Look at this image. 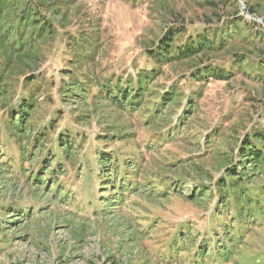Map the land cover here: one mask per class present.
<instances>
[{
    "label": "rangeland",
    "instance_id": "rangeland-1",
    "mask_svg": "<svg viewBox=\"0 0 264 264\" xmlns=\"http://www.w3.org/2000/svg\"><path fill=\"white\" fill-rule=\"evenodd\" d=\"M241 1L3 6L0 264H264V0ZM26 4L51 27L32 45L23 26L30 45L18 51L11 32ZM167 37L171 55L190 37L213 43L158 62L149 53ZM143 69L158 76L137 110L107 100L99 84L125 87ZM24 99L35 106L25 132L9 114Z\"/></svg>",
    "mask_w": 264,
    "mask_h": 264
},
{
    "label": "trees",
    "instance_id": "trees-1",
    "mask_svg": "<svg viewBox=\"0 0 264 264\" xmlns=\"http://www.w3.org/2000/svg\"><path fill=\"white\" fill-rule=\"evenodd\" d=\"M245 1L247 2V0H245ZM11 3H16V0H0V12L2 11L3 6H10ZM4 10H6V9H3V11ZM246 10L251 14L255 13V12H253L252 7L249 10L248 9H246ZM31 18H32V20H31ZM15 22H17V25H16L15 29L12 28L11 37H14L15 34H17L14 39L16 40V49H18V51L25 49L24 45H30V42H24L21 39L20 34H21L22 29H23V26L27 27L28 29H29V27H32V30H31L30 36H29L34 41L32 45H35V43H37L42 38V36L44 34L50 32L51 23L47 20V18L45 17V14H38V12H36V11H31L28 4H26L24 6V8L17 14V18L15 19ZM252 31L253 32H252L251 36H255L259 40L262 39L263 35L260 32L255 31L254 29ZM9 33H10V30H9ZM170 41L172 42V39L170 37H167L166 40H162L161 45L159 46V49H161V51H158L157 53H154L152 51L149 53L150 56L154 57L158 62H163L166 59L169 60V62H170V61H174V60H178V59H182V58H190V57H193L195 55L202 53V51L204 49L210 48L211 47L210 44L213 43L212 39L209 42L205 37L200 38V40H193L192 37H190L188 44L183 45L181 47H178L176 50V53L171 55ZM238 61H239V63L243 62V61L240 62V60H238ZM207 74L210 76H214V78H216L218 80H221V79H228L232 75V72L227 71V73H226L222 69L221 70L220 69L215 70V69L210 68V71H207ZM2 75L3 74L1 73L0 78L2 77ZM157 76H158V74L154 73L153 69H151V70L143 69V70L138 72V78H137L136 82L134 83V80H132V82H131L132 84H128L125 87H122L118 84H114V87H113V86H111L110 83H105V82H103V84L101 83L99 85L103 86L104 96H106L108 101L111 100L112 102L117 104L119 107H122V109L124 107H126V104H123L121 106L120 104H118V102L119 103H120V101H122L124 103L127 102L128 105L132 109L137 110L138 109L137 106L139 105V103H142V100L146 96L147 85L149 84V82H151V81L153 82ZM76 84L78 85L77 90H80V91L82 90L83 92H85V89L83 88L84 85L82 83L81 84L76 83ZM115 88H117L118 95L114 94V93H116ZM173 98L168 97V96H166V97L163 96L162 100L166 99L169 102V101H173ZM168 102H166L164 104H168ZM21 107L23 109L18 110L15 118L12 119L13 113L12 112L9 113L10 114V122L14 128L19 127L20 131L25 132L26 129L24 130V128H21L22 124L25 123L26 115L27 116L29 115V112L26 113L25 109H29L30 113H31L32 109L35 106L32 103L26 102L24 99L23 103L21 104ZM257 136H261L264 138V132L258 133ZM60 144L62 145L61 150L68 151L69 154L73 150H76L75 140H69V139L64 140V138H62ZM255 148H257V146H253L251 149L243 147L242 148V151H243L242 157H247L248 152H253V149H255ZM244 150H245V152H244ZM99 160H100V163L105 164V166H103L104 168L108 167V165L111 163V160L106 155H104L103 152H101L99 154ZM60 168H61L60 165H58L57 170ZM54 173H56V168L53 169V171H52V174H54ZM106 181L110 183V188L113 187V185H115L112 182V179H108ZM109 183H107L106 185H108ZM105 187H106L105 189L108 188V186H105ZM120 188H121V186H116L117 190ZM103 198L106 199L105 196H103Z\"/></svg>",
    "mask_w": 264,
    "mask_h": 264
},
{
    "label": "water",
    "instance_id": "water-1",
    "mask_svg": "<svg viewBox=\"0 0 264 264\" xmlns=\"http://www.w3.org/2000/svg\"><path fill=\"white\" fill-rule=\"evenodd\" d=\"M251 15V14H250Z\"/></svg>",
    "mask_w": 264,
    "mask_h": 264
}]
</instances>
